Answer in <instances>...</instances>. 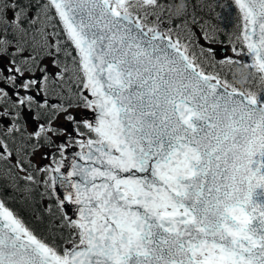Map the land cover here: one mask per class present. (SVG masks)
<instances>
[{"label": "snow or ice", "instance_id": "snow-or-ice-1", "mask_svg": "<svg viewBox=\"0 0 264 264\" xmlns=\"http://www.w3.org/2000/svg\"><path fill=\"white\" fill-rule=\"evenodd\" d=\"M234 2L247 52H233L251 62L218 63H243L256 90L206 73L161 30L173 6L160 0H0V161L27 172L29 156L54 148L56 166L38 171L79 216L64 214L74 235L59 253L0 200V264H264V0ZM53 9L79 57L75 93L58 59L71 52L49 39Z\"/></svg>", "mask_w": 264, "mask_h": 264}, {"label": "flooded vegetation", "instance_id": "flooded-vegetation-1", "mask_svg": "<svg viewBox=\"0 0 264 264\" xmlns=\"http://www.w3.org/2000/svg\"><path fill=\"white\" fill-rule=\"evenodd\" d=\"M215 40L217 41V46L215 48V50L218 47H223L225 49V57L221 58V60H225L227 57H231L233 61H240V57L243 58L242 62L243 63H250V58L246 55H237L235 52H233V48L234 46H231V41H232V37L227 34H220L219 31H217L216 33V37ZM236 48V47H235ZM243 47L240 46L239 49H237V51H240ZM243 51L245 52V50L243 49ZM72 57H75V53L74 51H71V56L69 57H65V54L60 55L59 54V60L61 61V64L63 65V63L65 62V60L67 59V63L69 65V73L67 74L68 76L72 77L68 83L65 85V91H71L73 93L78 92L79 88H77V85L80 83L78 80L77 82L75 81V70L72 66ZM199 63V62H198ZM243 63L240 64H228V63H224V64H218V66L216 68H212L210 66H207L205 64L201 65L204 69V71L206 73H210V74H214V75H218L219 78L221 79V81L223 82V80L227 79L229 81V83L233 84L235 87H237L240 90H245L248 88H252V90H256V88L248 82H245V77L247 75V73L249 72V69L243 67ZM52 71H58V69H51ZM248 81H251V77H248ZM55 102V101H53ZM78 119L81 118L80 115H78L77 113H74ZM29 130L31 131V127L29 128ZM77 139H79V137H77ZM59 142H66L63 140V138H60L59 140H57V143ZM71 146H76L75 144L71 145ZM70 146V147H71ZM14 151V148H13ZM55 151L54 148H42V149H38L37 154L35 155H31L27 158V160L24 163V167L28 168V171H21L19 167H16V161L15 159L10 158L9 161H0V179L1 177H3L4 180H7V186H13L15 188H17V190L13 189V192L10 193L9 192H5V194H14V195H45L47 197H49V191L48 188L46 190V192H43L42 189L38 188V183L39 182H43L45 181V179H49V175L50 172L48 174L45 173H41L38 171V168L40 167H45V166H50L53 167L56 164L53 163L52 160V153ZM48 153L47 158H42L41 155L39 153ZM56 160L60 161L61 157L59 155V153L57 152L56 154ZM37 158L39 159V162H37ZM29 161L31 163V165H33L34 167H28ZM6 165H9L11 168H6ZM9 169L11 171H9ZM29 173H31L34 178H35V182L32 181H28L25 180L24 177L26 175H28ZM12 177H15V180L12 179ZM19 180V181H17ZM15 182H19V184L17 185ZM37 182V184H36ZM45 184V183H44Z\"/></svg>", "mask_w": 264, "mask_h": 264}, {"label": "trees", "instance_id": "trees-1", "mask_svg": "<svg viewBox=\"0 0 264 264\" xmlns=\"http://www.w3.org/2000/svg\"><path fill=\"white\" fill-rule=\"evenodd\" d=\"M180 1L187 4L186 14L173 19L170 16L173 24L180 20L187 21L189 19L209 20L211 22L219 20L221 23H228L232 26L228 28L232 33H239L240 16L237 9L228 8L233 6L231 0H160L161 3L172 6ZM223 6L227 7L224 12L222 11ZM18 216L38 239L54 247L59 253H62L66 246L71 245L67 241L74 235L73 229L64 219V213L56 207L55 201L51 203L50 208L42 207L34 212H19Z\"/></svg>", "mask_w": 264, "mask_h": 264}, {"label": "rangeland", "instance_id": "rangeland-1", "mask_svg": "<svg viewBox=\"0 0 264 264\" xmlns=\"http://www.w3.org/2000/svg\"><path fill=\"white\" fill-rule=\"evenodd\" d=\"M178 12H181L180 9H175V7H172L171 9V14L177 15ZM170 14V15H171ZM167 16H169L168 11H165L164 14V23L161 25V30L164 31L166 29H173L172 32V37L174 39L177 38V34H179V38L181 40L182 45L183 44H187L189 47V55L191 56L193 53L195 54L196 57H198V61H200V63H203L207 66H211V67H216L218 66V62L220 61V57L217 53V50H215L216 46H217V42L215 40L214 43L209 44L208 42L205 41L204 39V31L205 30H209V31H214L212 28H208L207 25L205 26H198L195 23H182V24H170L168 23V18ZM151 19H154V17H151ZM53 20L51 22H46L48 23V28L47 31L49 33V39L52 41V34L58 33V26L55 23H52ZM53 25H55V27H53ZM187 25V26H186ZM38 26H43V25H38ZM240 39L238 37L234 38L232 40V46L236 47L237 41H239ZM53 42V41H52ZM55 43V42H53ZM201 46H203L204 48L207 47H212L214 49V55L211 58V60H205L203 58V56L201 55ZM47 63V61H46ZM73 113H77L79 114V109H74ZM37 162H39V159L37 158Z\"/></svg>", "mask_w": 264, "mask_h": 264}, {"label": "water", "instance_id": "water-1", "mask_svg": "<svg viewBox=\"0 0 264 264\" xmlns=\"http://www.w3.org/2000/svg\"><path fill=\"white\" fill-rule=\"evenodd\" d=\"M241 18H242V14H241ZM145 31H147V29H145ZM149 36H151V33H149ZM219 52H220L221 55L223 54V50H219ZM83 91H84V94L85 95H89V98H91L90 93H88V91L86 89L83 90ZM95 115L96 114L92 110H90V109H84V110H82V118H88L90 120H94L95 119ZM79 151H80L79 147H71V148L66 149L64 155L68 159L64 160L65 167L64 168H61V171L62 172H66L67 170H70L68 166L71 163V160L73 158V154L76 153V152H79ZM75 159L77 160V162H79L81 164L84 163V161L83 160H80L79 157H75ZM52 175H53V173H52ZM52 190H53V193H54L56 199L59 202V200L62 199L63 196H64V194H65L64 193V189L62 187H60L59 184H57L56 188L55 189L52 188ZM62 208L66 212V214L69 217H71L72 219H74V220L75 219H79L78 213L76 211V208H77L76 205L70 204L67 201H65V204L63 205Z\"/></svg>", "mask_w": 264, "mask_h": 264}]
</instances>
